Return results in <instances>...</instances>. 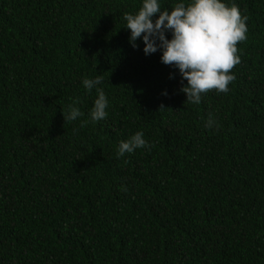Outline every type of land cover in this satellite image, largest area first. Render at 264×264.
I'll return each mask as SVG.
<instances>
[{
	"label": "trees",
	"instance_id": "trees-1",
	"mask_svg": "<svg viewBox=\"0 0 264 264\" xmlns=\"http://www.w3.org/2000/svg\"><path fill=\"white\" fill-rule=\"evenodd\" d=\"M222 2L247 40L195 105L129 42L142 0H0V264H264V0ZM137 131L151 147L117 157Z\"/></svg>",
	"mask_w": 264,
	"mask_h": 264
},
{
	"label": "clouds",
	"instance_id": "clouds-1",
	"mask_svg": "<svg viewBox=\"0 0 264 264\" xmlns=\"http://www.w3.org/2000/svg\"><path fill=\"white\" fill-rule=\"evenodd\" d=\"M157 14L158 18L154 20ZM247 19L235 3L229 6L222 0H180L170 10L163 8L159 0H142L136 12L124 13L131 45L138 47L136 41L142 38L145 55L161 51V62L179 70L180 91L186 95L185 104L195 105L201 103L204 93L229 91V84L235 80L232 70L241 62L237 45L247 40ZM166 32H171V39L167 38ZM185 80L187 84H183ZM102 81V75L82 81L86 89L95 88L97 92L90 113L92 122L104 120L108 115L105 92L97 87ZM163 109L169 108L161 104L160 110ZM62 115L65 122H69L83 113L69 104L67 113L62 112ZM213 123L210 117L207 126L212 127ZM143 137V132L137 131L127 140L120 141L117 157L136 149L150 148Z\"/></svg>",
	"mask_w": 264,
	"mask_h": 264
}]
</instances>
